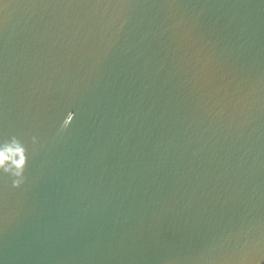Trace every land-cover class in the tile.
Returning a JSON list of instances; mask_svg holds the SVG:
<instances>
[{
  "label": "water",
  "instance_id": "1",
  "mask_svg": "<svg viewBox=\"0 0 264 264\" xmlns=\"http://www.w3.org/2000/svg\"><path fill=\"white\" fill-rule=\"evenodd\" d=\"M11 136L0 264H264V0H7Z\"/></svg>",
  "mask_w": 264,
  "mask_h": 264
},
{
  "label": "clouds",
  "instance_id": "2",
  "mask_svg": "<svg viewBox=\"0 0 264 264\" xmlns=\"http://www.w3.org/2000/svg\"><path fill=\"white\" fill-rule=\"evenodd\" d=\"M72 115L63 119L61 129L70 126ZM33 144L36 143L33 137ZM29 152L27 146L16 136L0 138V176L11 181L12 188H20L25 183V170L28 166Z\"/></svg>",
  "mask_w": 264,
  "mask_h": 264
},
{
  "label": "snow or ice",
  "instance_id": "3",
  "mask_svg": "<svg viewBox=\"0 0 264 264\" xmlns=\"http://www.w3.org/2000/svg\"><path fill=\"white\" fill-rule=\"evenodd\" d=\"M7 3V0H0V11L3 10V6Z\"/></svg>",
  "mask_w": 264,
  "mask_h": 264
}]
</instances>
